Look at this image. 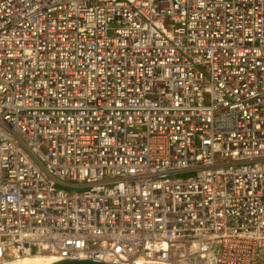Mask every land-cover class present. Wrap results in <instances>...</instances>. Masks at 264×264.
Segmentation results:
<instances>
[{
	"label": "built area",
	"instance_id": "2783aa9c",
	"mask_svg": "<svg viewBox=\"0 0 264 264\" xmlns=\"http://www.w3.org/2000/svg\"><path fill=\"white\" fill-rule=\"evenodd\" d=\"M264 264V0H0V263Z\"/></svg>",
	"mask_w": 264,
	"mask_h": 264
},
{
	"label": "water",
	"instance_id": "95a60500",
	"mask_svg": "<svg viewBox=\"0 0 264 264\" xmlns=\"http://www.w3.org/2000/svg\"><path fill=\"white\" fill-rule=\"evenodd\" d=\"M43 264H161L152 262H133V261H102L93 258H58L51 261H47Z\"/></svg>",
	"mask_w": 264,
	"mask_h": 264
},
{
	"label": "bare ground",
	"instance_id": "6f19581e",
	"mask_svg": "<svg viewBox=\"0 0 264 264\" xmlns=\"http://www.w3.org/2000/svg\"><path fill=\"white\" fill-rule=\"evenodd\" d=\"M47 259L45 258H35V257H30V256H26L21 258L18 261H10V262H2L0 264H43ZM139 262H149V261H139Z\"/></svg>",
	"mask_w": 264,
	"mask_h": 264
}]
</instances>
